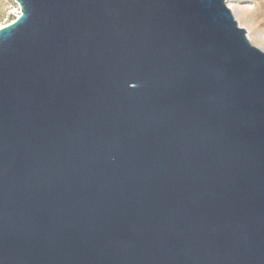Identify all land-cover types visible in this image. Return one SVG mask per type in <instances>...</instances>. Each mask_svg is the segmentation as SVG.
Here are the masks:
<instances>
[{
    "label": "water",
    "instance_id": "water-1",
    "mask_svg": "<svg viewBox=\"0 0 264 264\" xmlns=\"http://www.w3.org/2000/svg\"><path fill=\"white\" fill-rule=\"evenodd\" d=\"M13 1L0 264H264V52L229 0Z\"/></svg>",
    "mask_w": 264,
    "mask_h": 264
},
{
    "label": "rangeland",
    "instance_id": "rangeland-1",
    "mask_svg": "<svg viewBox=\"0 0 264 264\" xmlns=\"http://www.w3.org/2000/svg\"><path fill=\"white\" fill-rule=\"evenodd\" d=\"M227 6L250 43L264 52V0H229ZM18 16L19 8L13 0H0V28Z\"/></svg>",
    "mask_w": 264,
    "mask_h": 264
}]
</instances>
